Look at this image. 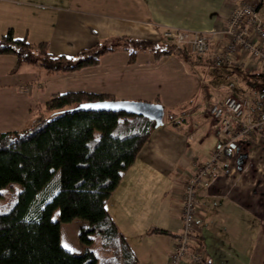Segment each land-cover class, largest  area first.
<instances>
[{"label": "crops", "instance_id": "1", "mask_svg": "<svg viewBox=\"0 0 264 264\" xmlns=\"http://www.w3.org/2000/svg\"><path fill=\"white\" fill-rule=\"evenodd\" d=\"M32 1L41 3L30 6L27 0H0V36L11 29L16 39L24 38L30 44L45 42L52 55L74 57L114 37L165 45L169 44L163 37L166 29L220 32L224 19L244 0ZM250 1L258 5L264 22V0ZM5 14L12 20L5 19ZM39 23H49L51 29L43 30ZM93 40L100 42L76 48L71 56L63 54L67 46ZM52 48L57 51L51 52ZM15 62L12 56H0V133L38 122L53 95L71 92L107 94L118 101H158L164 119L167 112V120L163 119V125L150 135L109 197L106 209L137 264H168L181 230L177 197L181 196L191 166L203 164L221 145L208 114L205 116L214 104L200 91L202 80L196 67L203 63H183L170 55L154 64L151 54L141 53L134 64H129L126 52H115L102 56L96 67L46 76L27 65L13 72ZM229 65H239L249 75L251 81L245 93L256 105L248 109V102L243 121L253 123L260 110L259 100L264 97L260 94L264 85L258 76L263 72L249 58ZM256 141L258 144L253 146L242 141L229 147L230 158L224 157L222 163L212 167L207 182L195 189L200 216L197 239L206 264H244L246 244L252 250L264 245V232L260 234L264 229V134ZM246 225L252 232L249 238ZM155 228L171 235L153 232Z\"/></svg>", "mask_w": 264, "mask_h": 264}, {"label": "trees", "instance_id": "2", "mask_svg": "<svg viewBox=\"0 0 264 264\" xmlns=\"http://www.w3.org/2000/svg\"><path fill=\"white\" fill-rule=\"evenodd\" d=\"M115 52H126L129 64L141 53L151 54L154 64L170 55L194 65L216 63L192 58L170 43L124 36L104 40L74 57L52 55L47 43L16 39L11 29L0 36V56L16 60L13 72L27 65L46 76L74 73L98 66L102 56ZM258 76L264 85V73ZM113 101L116 99L107 94L53 95L38 122L0 133V189L9 183L20 186L0 208V264H137L106 203L157 128L143 117L81 108ZM228 148L225 158H230ZM55 175L57 191L32 204ZM54 210L58 220L52 218ZM75 218L87 221L81 235L88 243L87 235L98 236L101 256L89 245L81 254L62 246L60 223ZM152 231L171 235L162 229Z\"/></svg>", "mask_w": 264, "mask_h": 264}, {"label": "built area", "instance_id": "3", "mask_svg": "<svg viewBox=\"0 0 264 264\" xmlns=\"http://www.w3.org/2000/svg\"><path fill=\"white\" fill-rule=\"evenodd\" d=\"M164 39L183 50L189 48L197 56L208 55L213 62L236 64L249 58L257 62L264 73V22L258 5L250 0L240 2L224 19L221 31L214 29L192 33L183 29H166ZM214 45L213 50H211ZM256 121H243L248 101L235 97L223 98L208 112L211 128L221 140V145L210 152L209 159L201 165L194 163L183 184L180 203L181 230L174 240L168 264H206L205 252L197 239L199 206L195 189L207 182L212 167L224 161V150L238 146L242 141L248 146L257 145L256 138L264 134V97L258 103Z\"/></svg>", "mask_w": 264, "mask_h": 264}, {"label": "rangeland", "instance_id": "4", "mask_svg": "<svg viewBox=\"0 0 264 264\" xmlns=\"http://www.w3.org/2000/svg\"><path fill=\"white\" fill-rule=\"evenodd\" d=\"M14 1V0H7ZM20 3V1H18ZM22 2V1H21ZM28 4L30 6H34V4H40L41 2H35V1H28ZM6 5H11L9 3H5ZM45 4V3H42ZM9 14H5V19H11L12 17H6ZM38 26L43 30H50L51 27L49 23L47 25L39 23ZM48 36H51V32L47 33ZM97 40L89 41V42H81V43H74L72 46H67L66 49L63 51V54L66 55H73L76 52V48H83V47H90L94 44H96ZM214 45L212 46L211 50H213ZM61 50V49H60ZM51 52L57 51L56 49H50ZM184 52H186L189 56L192 58L196 57H202L203 60H210L209 54L205 56H197L189 48H184ZM60 52V51H59ZM213 62V61H212ZM197 76L202 80V85L199 84L200 91H202V95H207L208 102L210 104H216L220 102L223 98L226 97H235L239 100L246 99L249 102V108L252 106H255L256 103L252 102L250 97L246 95V89L249 86V82L251 81L248 74H245L244 68L241 66H233L229 65V62L226 61H220L216 63H203L200 66L196 67ZM204 89L206 92H204ZM199 100V98H198ZM252 102V103H250ZM205 114L207 116L208 114ZM165 121L167 120V112L165 114ZM219 165V164H218ZM216 165V166H218ZM57 185H58V176L55 175L48 186L38 195L36 196L32 204H37L40 199H49L56 191H57ZM20 191V186L17 183H9L4 188L0 189V208L3 207L9 200H11V197L14 195V193H17ZM173 191V188L171 189V192ZM196 194V191H195ZM170 196V195H169ZM179 205V203H177ZM176 206V204H175ZM52 218L54 220H58L59 215L58 211L54 210L52 214ZM87 225V221L75 218L69 222H61L60 223V241L62 246H64L69 251H72L75 254H81L85 247L89 245L92 249H94L98 256H101V251L98 249V236L95 234L87 235V238L89 237L90 242L85 240V237H83L81 234V229L84 228ZM263 225V223H262ZM263 228V227H262ZM246 236L249 238L252 235V232L247 229L246 225ZM264 232V229L260 230V234ZM257 234V230L255 229V235ZM263 239L261 235V240ZM244 264H264V245L260 244L259 247L254 246L253 250L252 247H248L246 244L244 247ZM254 249H257L254 257L252 256L254 253ZM242 256V255H241ZM243 257V256H242Z\"/></svg>", "mask_w": 264, "mask_h": 264}, {"label": "water", "instance_id": "5", "mask_svg": "<svg viewBox=\"0 0 264 264\" xmlns=\"http://www.w3.org/2000/svg\"><path fill=\"white\" fill-rule=\"evenodd\" d=\"M81 108L91 112L124 113L126 115L143 117L155 123L158 128L163 125L164 110L161 105L138 101H113L86 104Z\"/></svg>", "mask_w": 264, "mask_h": 264}]
</instances>
